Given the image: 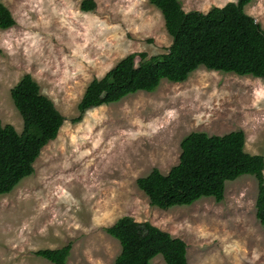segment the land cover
Masks as SVG:
<instances>
[{"label":"rangeland","instance_id":"374dc122","mask_svg":"<svg viewBox=\"0 0 264 264\" xmlns=\"http://www.w3.org/2000/svg\"><path fill=\"white\" fill-rule=\"evenodd\" d=\"M228 0H180L206 10ZM14 23L0 28V123L19 131L9 88L23 73L64 116L41 147L33 171L0 194V264H51L34 253L69 244L64 264H112L118 241L106 233L122 214L148 220L186 245V264H264V227L254 215L256 180H225L223 197L184 206L148 203L135 179L177 162L180 138L191 130L241 128L243 148L264 150V79L199 66L179 82L161 78L150 90L84 110L71 122L84 87L132 51L164 52L169 36L148 0H0ZM243 11L264 29V0ZM264 176V166L262 169ZM148 264H165L157 253Z\"/></svg>","mask_w":264,"mask_h":264},{"label":"trees","instance_id":"16d2710c","mask_svg":"<svg viewBox=\"0 0 264 264\" xmlns=\"http://www.w3.org/2000/svg\"><path fill=\"white\" fill-rule=\"evenodd\" d=\"M250 0H228L208 9L183 10L180 0H148L161 13L171 42L164 52L147 54L132 51L100 77H93L77 101L81 119L84 110L118 100L135 90H150L161 78L179 82L199 66L238 75L264 79V29L254 17L243 11ZM94 0H80L83 11L94 8ZM14 23L9 10L0 2V28ZM9 95L21 117V129L0 123V194L6 193L33 171V161L41 147L54 138L64 116L52 99L39 91L29 73H23L9 88ZM241 128L224 133L191 130L179 140L176 163L163 173L153 166L136 177V186L148 203L159 209L184 206L202 196L223 197L225 180L240 174H252L256 180L254 215L264 227V150H244ZM119 243L112 264H148L159 253L165 264H186L183 239L148 220H136L129 214L118 216L104 227ZM69 244L39 248L35 254L51 264H64Z\"/></svg>","mask_w":264,"mask_h":264}]
</instances>
